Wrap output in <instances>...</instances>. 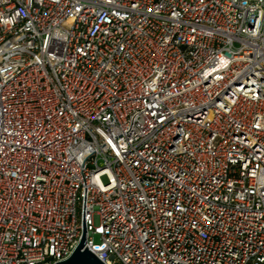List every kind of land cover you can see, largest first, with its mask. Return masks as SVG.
<instances>
[{
    "label": "built area",
    "instance_id": "2783aa9c",
    "mask_svg": "<svg viewBox=\"0 0 264 264\" xmlns=\"http://www.w3.org/2000/svg\"><path fill=\"white\" fill-rule=\"evenodd\" d=\"M84 229L104 264H264V0H0V264Z\"/></svg>",
    "mask_w": 264,
    "mask_h": 264
},
{
    "label": "water",
    "instance_id": "95a60500",
    "mask_svg": "<svg viewBox=\"0 0 264 264\" xmlns=\"http://www.w3.org/2000/svg\"><path fill=\"white\" fill-rule=\"evenodd\" d=\"M85 242L86 230L84 229L81 240L72 255L68 259L56 264H104L87 247L85 248Z\"/></svg>",
    "mask_w": 264,
    "mask_h": 264
},
{
    "label": "rangeland",
    "instance_id": "374dc122",
    "mask_svg": "<svg viewBox=\"0 0 264 264\" xmlns=\"http://www.w3.org/2000/svg\"><path fill=\"white\" fill-rule=\"evenodd\" d=\"M95 241H96V242H98V241H99V238H98V237H96V238H95Z\"/></svg>",
    "mask_w": 264,
    "mask_h": 264
}]
</instances>
